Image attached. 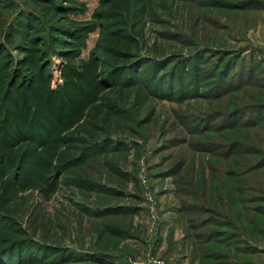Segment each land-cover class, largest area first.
<instances>
[{
  "label": "rangeland",
  "instance_id": "374dc122",
  "mask_svg": "<svg viewBox=\"0 0 264 264\" xmlns=\"http://www.w3.org/2000/svg\"><path fill=\"white\" fill-rule=\"evenodd\" d=\"M0 264H264V0H0Z\"/></svg>",
  "mask_w": 264,
  "mask_h": 264
},
{
  "label": "trees",
  "instance_id": "16d2710c",
  "mask_svg": "<svg viewBox=\"0 0 264 264\" xmlns=\"http://www.w3.org/2000/svg\"><path fill=\"white\" fill-rule=\"evenodd\" d=\"M224 84H225V82L222 83V85H224Z\"/></svg>",
  "mask_w": 264,
  "mask_h": 264
}]
</instances>
